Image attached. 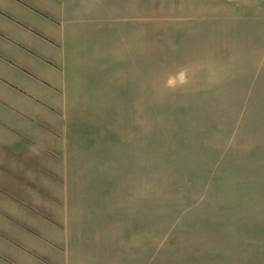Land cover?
Listing matches in <instances>:
<instances>
[{"label":"rangeland","instance_id":"obj_1","mask_svg":"<svg viewBox=\"0 0 264 264\" xmlns=\"http://www.w3.org/2000/svg\"><path fill=\"white\" fill-rule=\"evenodd\" d=\"M223 1L91 7L86 16L106 10L111 21L86 26L97 42L74 102L28 127L0 105V195L10 198L0 196V213L18 203L28 216L5 218L23 224L68 213L70 234L82 229L88 242L250 241L243 249L264 257V55L251 35L222 30L235 20L221 17H232ZM8 225L0 214V264L49 258L26 225Z\"/></svg>","mask_w":264,"mask_h":264},{"label":"crops","instance_id":"obj_2","mask_svg":"<svg viewBox=\"0 0 264 264\" xmlns=\"http://www.w3.org/2000/svg\"><path fill=\"white\" fill-rule=\"evenodd\" d=\"M106 1L110 9L114 0H0V105H14L18 112L10 118L17 125L28 127L38 116L50 119L52 113L63 109L64 103L74 102L79 78L84 79L82 73L87 69L85 55L97 42L95 34L92 36L86 32V26H91V22L96 20L93 17L111 21L110 11H103V14H108L107 18L86 16V12L95 5L96 8L103 7ZM204 1L211 5L214 0ZM229 1L232 17H221L235 20L221 21L222 30H236L244 37L251 35L253 48L264 55V0ZM94 30L97 33L101 28L96 25ZM143 39L146 38L140 39L142 45ZM38 105H46L39 114ZM7 118L4 108H0V131L4 129L1 125L9 121ZM5 134L0 132V144L7 149ZM17 204L13 203V213L6 209L0 213L3 222L19 230L26 225L24 233L40 238L51 251L48 259L34 254L26 264H264V257L256 256L251 249H243L254 244L250 241L104 238L88 242L79 235L82 234L80 224V233L70 234L68 213L61 214L60 218L55 216V221L43 215H36L34 221L29 217L34 227L28 226L27 221L23 224L15 216L7 220L5 216L13 217L14 214L28 216L29 212ZM90 220L96 223L94 218ZM42 229L51 232L54 239L47 237ZM10 241L18 245L11 236ZM31 244L34 248L37 246L34 240Z\"/></svg>","mask_w":264,"mask_h":264}]
</instances>
